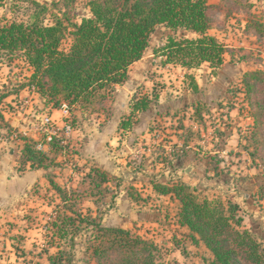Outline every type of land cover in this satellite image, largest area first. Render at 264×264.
Instances as JSON below:
<instances>
[{
    "label": "rangeland",
    "instance_id": "374dc122",
    "mask_svg": "<svg viewBox=\"0 0 264 264\" xmlns=\"http://www.w3.org/2000/svg\"><path fill=\"white\" fill-rule=\"evenodd\" d=\"M38 1L48 8L40 16L30 3L7 1L0 5V24L37 19L53 24L52 14L64 17L65 12L74 22H80L82 17L90 15L89 0ZM208 3L213 20L209 33L227 46L224 62L215 67L204 62L197 68L166 62V55H155L153 51L170 35L182 38L189 34L159 25L144 55L151 58L154 69L148 73V83L140 86L130 103L135 96L145 95L153 99L156 108L175 109L163 110L149 125L147 135L131 136L122 131L112 143L102 141L100 126L109 113L102 110L111 108L112 104L117 107L122 100L115 98L118 85L113 90L109 87L98 91L88 102L76 103V128L70 133L60 130L64 148L59 154H52L59 156L57 166L49 173L75 194L67 207L62 206L55 213L56 206L62 204L58 194L43 187L37 191L39 200H28L32 206L20 216L1 214L0 264H51L50 257L57 264H98L89 251L96 229L67 223L66 234L61 236L57 228L65 225L62 218L70 213V207L84 213L90 209L93 218L102 221L110 208L115 207L118 196L115 192L120 186L134 193L132 199L137 212L129 215L125 204L115 212L121 218H134L129 228L134 236L157 245L154 264H214L205 243L194 242L192 232L188 235L179 226L178 198L158 193L154 183L171 188L186 184L193 188L198 201H220L226 208L233 202L232 198H240L246 208L243 213L238 212L239 216H246L241 228H250L264 247V0H208ZM63 19L68 25V20ZM69 42L66 36L61 49L68 50ZM32 72L33 67L28 66L21 51H0V96L8 95L0 109L16 115L26 109L24 116L31 117L37 109L29 112L30 107L39 108L36 115L47 116L49 110L45 112L42 104L47 100L52 105L51 97L37 92L39 97L32 98V106L25 103L30 93L24 86ZM251 72L261 73L247 76ZM246 80L251 89L247 88ZM66 116L68 113L59 119L62 121ZM254 118L259 121L257 125ZM1 125L7 128L8 124L2 121ZM36 133L38 138L43 136L42 132ZM101 146L104 156L110 155L106 158L108 165L114 166L113 172L108 171L110 182L106 194L103 191L108 187L94 170L96 162L91 158H99L97 161L102 164L101 153L97 152ZM104 165L99 168L103 169ZM145 209L148 213L144 214ZM55 221L57 228L53 226ZM70 238L76 240L73 250ZM60 248L66 253H61Z\"/></svg>",
    "mask_w": 264,
    "mask_h": 264
},
{
    "label": "trees",
    "instance_id": "16d2710c",
    "mask_svg": "<svg viewBox=\"0 0 264 264\" xmlns=\"http://www.w3.org/2000/svg\"><path fill=\"white\" fill-rule=\"evenodd\" d=\"M7 1L30 3L38 9L39 16L48 9L38 0H0V5ZM88 6L90 16L82 17L80 22H74L65 12L64 17L52 14L53 24L38 19L29 23L0 24V51L22 52V58L33 67L25 85L54 99L52 105L45 100L47 107L61 109L67 105L69 113L64 121L72 130L76 128L74 105L88 102L100 90L109 87L113 90L123 84L131 65L144 57L150 37L159 25L189 34L182 38L170 35L154 51L155 55H166V62H174L182 68H197L204 62L215 67L224 62L227 46L209 33L213 20L208 0H89ZM63 18L68 20V25ZM66 36L70 40L68 50L61 49ZM259 73L251 72L247 76L255 77ZM245 84L251 89L247 80ZM4 98L5 95L0 96V104ZM153 102L150 96H135L130 116L120 123L122 131H129L137 122V113L150 108ZM3 119L0 109V120ZM253 123L257 125L258 119L254 118ZM7 128L11 129L9 125ZM20 138L25 141L23 164L45 169L57 166V154L64 148L63 138H55L47 149L38 147L44 142V136L33 139L21 135ZM55 152L57 154L52 155ZM94 170L106 183L108 189L103 191L106 194L109 174L97 166ZM49 182L62 203L54 210L59 213V208H65L75 191L70 193L68 187L59 184L52 175H49ZM154 188L160 194L178 198L180 224L190 229L194 242L205 243L214 257V264H264V247L250 230L241 228L244 219L238 215L240 206L237 203L230 201L226 208L220 201H198L193 188L186 184L171 188L154 183ZM132 193L129 190L131 198ZM68 211L70 213L62 218L65 225L58 227L55 221L53 226L58 227L61 236L66 234L67 223L71 226L86 224L96 229L91 250H88L98 264H154V252L158 249L154 242L134 236L129 228L103 225L101 220L93 218L90 209L84 213L70 207ZM69 245L72 250L75 248V238H70ZM59 250L66 253L62 248ZM138 258L142 260L139 262ZM50 263L57 264L52 257Z\"/></svg>",
    "mask_w": 264,
    "mask_h": 264
},
{
    "label": "crops",
    "instance_id": "0c3cea01",
    "mask_svg": "<svg viewBox=\"0 0 264 264\" xmlns=\"http://www.w3.org/2000/svg\"><path fill=\"white\" fill-rule=\"evenodd\" d=\"M90 16V15H87ZM151 43V42H150ZM150 46L146 49L145 53H147ZM144 53V55H145ZM154 53V51H153ZM29 66V65H28ZM30 67V66H29ZM154 69V63L151 60V58H145L142 57V59L136 61L134 64L131 65L129 71H128V79L122 84L117 86L116 92L114 94L116 95V100L121 98L122 100L119 102L120 104L115 107V104L111 105V108L108 110V115L103 120V125L100 126V130L102 129V140L105 141H111L112 143L116 140V137L122 133V129L120 128V123L122 120L128 118L132 112L131 108V98L134 96V94L138 91L141 85L148 83V73ZM28 80V79H27ZM28 88V91L30 94V98L25 101V103H29L30 106L34 102H32V98L37 96L39 97V93L34 88H30L29 86H24V89ZM37 95V96H36ZM121 95V96H119ZM8 95L5 96L7 98ZM20 99H22V96L20 95ZM161 101H164L162 99ZM43 103V102H42ZM166 103V102H165ZM44 105L43 109H45V112L49 110V114L52 115L53 119H58V124H62V121L59 119L60 117L65 116V111L63 109H52L50 107H47L46 104ZM157 104L153 102L147 110L141 111L137 113V122L133 124L132 128L127 131L131 136L142 134L147 135V131L149 128V125L156 119L157 116H159L163 110L169 111L171 109L175 108H156ZM115 108H119L118 110H115ZM23 110V108H21ZM29 109V108H28ZM37 109V110H36ZM42 109V108H40ZM32 110H36L34 114H32L31 117H25L24 115L28 112V110H24V113L18 115L15 114V112H11L6 109L1 108V113L3 114L4 119L2 121H5L11 128L16 129L22 136H25L27 138H33L38 139V136L36 135V121L34 120V116L39 111V108H31L29 112H32ZM18 112V111H16ZM103 116V115H102ZM0 120V130L3 129ZM83 127V126H82ZM80 131V130H79ZM78 131V133H79ZM118 139V138H117ZM25 144V141L23 139L19 140L16 144L6 147L0 152V215L6 214L14 216H20V214L26 209L32 206L28 200L31 202H34V200H39V195L37 193L38 190L44 189L47 191L48 189H51L55 192L53 187L51 186L49 182V173L52 172L53 167L49 169L45 168H33L30 167L27 163H22L21 156H22V148ZM85 149V147H84ZM98 153H101V162H98L97 160L99 158L91 157L92 160L96 162L97 167H101L104 165L103 170L106 172L110 171L113 172L114 166H109L110 164L109 160H106V158L110 157L104 156V148L101 146L100 151H97ZM97 153V154H98ZM113 154V153H112ZM112 156V155H111ZM88 157V156H87ZM105 157V158H104ZM114 158V155H113ZM85 160V159H84ZM109 174V172H108ZM154 186V184H153ZM120 190L116 191L115 193L118 195L116 196L117 202L114 208H111V210L106 214L107 216L102 219V224L107 226H119L124 228H130L133 226L132 220L134 218L125 219L121 218L119 214H117L115 211L122 210L124 207L123 204H125V207L127 208V211L129 212V215L136 214L135 209V202L130 197L129 194V188L125 187H119ZM170 197H175L172 194H166ZM249 196L248 194L244 195V198L247 199ZM176 198V197H175ZM232 201L234 203H237L240 206V213H243L246 209L243 205V201L240 200V198H232ZM49 205V203H47ZM142 213H148V211L145 209ZM24 214V213H23ZM114 215V216H113ZM148 216V215H147ZM243 219H246L245 215H242ZM243 220V223H245ZM178 224L181 228L184 229V231L187 232V234L190 233V229L187 226L181 225L178 218ZM250 230V228H248ZM253 230V229H252ZM202 244V241L199 243ZM210 252V251H209ZM208 255L212 257L211 253Z\"/></svg>",
    "mask_w": 264,
    "mask_h": 264
},
{
    "label": "built area",
    "instance_id": "2783aa9c",
    "mask_svg": "<svg viewBox=\"0 0 264 264\" xmlns=\"http://www.w3.org/2000/svg\"><path fill=\"white\" fill-rule=\"evenodd\" d=\"M62 109L65 113H69L67 105H64ZM34 120L36 121V131L38 133L42 132L44 136V142L38 145L41 149H46L48 144L55 138H60V130H64L65 133H70L72 131L71 125L64 121V124H61L62 126H60V124H58V122L53 119L52 115L49 113H47V116H44L43 118H37V116H34ZM20 136V132L14 128H11L10 130L8 128H3L0 130V152L6 147L16 144L22 139Z\"/></svg>",
    "mask_w": 264,
    "mask_h": 264
}]
</instances>
